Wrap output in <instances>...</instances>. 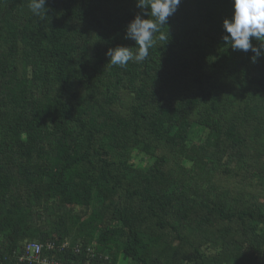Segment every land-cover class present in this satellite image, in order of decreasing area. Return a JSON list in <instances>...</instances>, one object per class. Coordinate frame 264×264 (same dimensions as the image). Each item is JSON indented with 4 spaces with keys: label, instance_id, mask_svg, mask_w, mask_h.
Returning a JSON list of instances; mask_svg holds the SVG:
<instances>
[{
    "label": "trees",
    "instance_id": "trees-1",
    "mask_svg": "<svg viewBox=\"0 0 264 264\" xmlns=\"http://www.w3.org/2000/svg\"><path fill=\"white\" fill-rule=\"evenodd\" d=\"M29 4L0 0V264H264V49L223 40L233 0H181L124 67L137 0Z\"/></svg>",
    "mask_w": 264,
    "mask_h": 264
},
{
    "label": "clouds",
    "instance_id": "clouds-1",
    "mask_svg": "<svg viewBox=\"0 0 264 264\" xmlns=\"http://www.w3.org/2000/svg\"><path fill=\"white\" fill-rule=\"evenodd\" d=\"M181 0H137V7L144 10L132 20L126 29L125 39L135 41L138 46L135 52L131 47L118 46L110 48L106 55L112 66H126L129 61H143L149 55L156 40V34L160 33L159 39L164 40L165 35L161 31L168 25V18L173 15ZM46 0H30L29 7L36 16L47 14L45 11ZM234 12L230 19H225L223 28L226 35L223 40L233 50L248 52L251 50L256 57L261 55L264 49V0H233ZM147 16V18H144ZM260 42L256 47L252 39Z\"/></svg>",
    "mask_w": 264,
    "mask_h": 264
},
{
    "label": "built area",
    "instance_id": "built-area-1",
    "mask_svg": "<svg viewBox=\"0 0 264 264\" xmlns=\"http://www.w3.org/2000/svg\"><path fill=\"white\" fill-rule=\"evenodd\" d=\"M66 246V244H63L61 250L66 248ZM56 248L57 246L54 243H48L45 246L38 243L26 244L24 253L20 256L19 261L24 264H60L44 254L45 249L54 252ZM79 252L80 250L77 248L76 253Z\"/></svg>",
    "mask_w": 264,
    "mask_h": 264
},
{
    "label": "rangeland",
    "instance_id": "rangeland-1",
    "mask_svg": "<svg viewBox=\"0 0 264 264\" xmlns=\"http://www.w3.org/2000/svg\"><path fill=\"white\" fill-rule=\"evenodd\" d=\"M147 162H149V158L145 156L137 155V153H134V159L133 163L136 166H144ZM119 264H128L127 261H124L122 258L120 260Z\"/></svg>",
    "mask_w": 264,
    "mask_h": 264
}]
</instances>
